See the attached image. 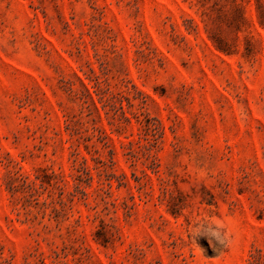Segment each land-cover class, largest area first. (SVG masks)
Returning a JSON list of instances; mask_svg holds the SVG:
<instances>
[{
	"label": "rangeland",
	"instance_id": "rangeland-1",
	"mask_svg": "<svg viewBox=\"0 0 264 264\" xmlns=\"http://www.w3.org/2000/svg\"><path fill=\"white\" fill-rule=\"evenodd\" d=\"M0 264H264V0H0Z\"/></svg>",
	"mask_w": 264,
	"mask_h": 264
},
{
	"label": "clouds",
	"instance_id": "clouds-1",
	"mask_svg": "<svg viewBox=\"0 0 264 264\" xmlns=\"http://www.w3.org/2000/svg\"><path fill=\"white\" fill-rule=\"evenodd\" d=\"M189 234L193 242L196 237L203 236L207 238L209 245L219 249L230 248L235 243V234L229 223L209 214L197 215L192 221Z\"/></svg>",
	"mask_w": 264,
	"mask_h": 264
}]
</instances>
